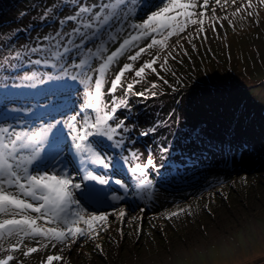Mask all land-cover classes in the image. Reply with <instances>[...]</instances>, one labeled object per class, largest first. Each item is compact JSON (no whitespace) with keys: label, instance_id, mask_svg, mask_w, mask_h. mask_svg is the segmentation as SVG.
<instances>
[{"label":"snow or ice","instance_id":"1","mask_svg":"<svg viewBox=\"0 0 264 264\" xmlns=\"http://www.w3.org/2000/svg\"><path fill=\"white\" fill-rule=\"evenodd\" d=\"M221 3L55 0L36 17L39 27L48 26L46 33L38 32L18 46L11 41L20 29L4 34L6 54L0 55V73L8 74L0 84V264H10L16 252L28 257L49 246L58 251L40 264H64L62 253L70 252L82 240L94 241L95 249L106 258L98 238L101 231L108 232L109 218L121 222L118 232L122 239L129 211L127 194H132L133 201L147 204L155 197L149 174L159 171L162 177L167 176L161 162L177 144L172 141L169 147L171 134L165 132L161 137L159 133L172 126L174 119L184 117L183 122L189 125L188 132L180 133L189 137L181 152L204 147L205 137L211 145L208 128L214 123L220 125L217 131L221 133H236L232 136L237 141L233 153L244 151L247 142L242 146L237 139L241 126L250 130L253 121L244 124L249 109L264 108V104L257 105L229 77L207 74L202 64L205 74L201 76L196 75V68L178 74L168 66L170 57L176 59L172 53L177 45L178 51H184L179 39L172 44L170 38L182 33L190 38L192 32L186 30L193 26L198 34H204L207 21H221L216 15ZM223 4L227 6L228 0ZM252 7V0L241 2L223 18ZM64 8L71 11L60 15ZM247 15L253 12L249 10ZM228 23L232 25V20ZM211 27L215 31L216 23ZM24 65L31 71L24 70ZM157 67L171 72L172 80L160 75ZM13 71L17 73L14 76ZM148 71L156 79L146 81ZM141 81L148 87L136 91ZM118 89L122 95L116 94ZM166 92L171 95L169 111L139 128L130 97L146 100ZM259 129L253 147L264 152V116ZM149 136H155L158 143L147 145L145 155L134 145L137 137ZM117 150L119 155H115ZM122 168L130 174L131 184L119 177ZM110 184L119 186L118 190ZM215 184L221 185L219 192L226 197L227 181L216 178L210 186ZM215 195L210 192L203 207L199 200L204 197L200 196L195 206L176 203L175 209L159 216L175 226L180 219L195 217L204 209L214 215L211 204ZM136 207L131 205L133 211ZM145 211L141 207L139 215L127 219L128 224L140 221L142 225ZM141 232L142 227L136 231L137 241ZM25 241L35 243L29 246Z\"/></svg>","mask_w":264,"mask_h":264},{"label":"rangeland","instance_id":"2","mask_svg":"<svg viewBox=\"0 0 264 264\" xmlns=\"http://www.w3.org/2000/svg\"><path fill=\"white\" fill-rule=\"evenodd\" d=\"M54 2L55 0H0V55L6 54L5 33L11 35L13 30L20 29L11 41L17 46L38 32L40 35L46 33L48 26L39 27L40 21L36 17L44 7ZM241 2L246 3L247 0H236L235 5L232 4V0H228L227 6L222 0L221 5L216 6V15L221 17V21L218 23L207 21L204 25V34H198L196 27L193 26L186 30L192 32L190 38H187L185 33L170 38L172 44L179 39L184 51H178L177 45V51L172 53L176 59L170 57L168 66L178 74L196 68V75L201 76L205 74L200 68L202 64L207 74L218 75L219 72L220 76L229 77L243 93L255 100L257 105H262L264 4H261L260 0H252V9H245L236 16L228 17L232 20V25H229L228 19L223 18L224 14L234 11ZM211 3H214V0H211ZM249 10L253 15H247ZM69 11L71 9L64 8L59 14L66 15ZM208 12L210 15L211 7ZM212 23H216L215 31L212 30ZM233 59L235 61H231ZM23 68L31 71L28 65H24ZM229 69L230 75L225 72ZM235 69L247 72L240 75L241 73ZM157 70L160 75L172 80L171 72L159 67ZM7 74L0 73V84H3V76ZM16 74L15 71L11 73L13 76ZM153 79H156L155 74L148 71L146 81ZM146 81L137 84L135 90L147 88ZM116 94L123 93L118 89ZM170 100V92L158 97H148L146 100L130 97V102L134 105L133 112L140 122L139 128H143L146 122L155 118H163L171 107ZM243 107L241 101L240 108ZM261 116H264V108L257 106L249 109L244 124H248L249 120L253 121L251 129L246 130L242 125L240 135L237 136L242 146L245 141L247 144L243 152L237 150L235 153L232 152V148L237 147V141L232 139V136H236V133L233 132L230 136L217 131L220 128L218 123L208 128L212 136L211 145L208 144V137H205L204 147L190 153L184 148L181 152L189 137L181 136L180 133L188 132L189 125L183 122L184 117H181L180 121L174 119L172 126L159 133L161 137L165 132L170 133L172 139L168 146L172 147V141H175L177 147H172L168 156L161 162L162 167L167 170L166 177H162L159 171L149 174L155 185L154 199L145 204L139 200L133 201L132 194L128 193L125 204L129 206V211L123 223L124 237L121 239L118 232L121 222L115 217H110L108 232L101 231L98 238L107 253L106 258L95 249L94 241L82 240L70 252L65 250L62 253L64 264H264V152L259 151L258 147H253L255 136L260 130ZM199 126H204L203 122ZM177 127L179 132L176 131ZM156 143L158 141L155 136L137 137L134 147L146 155V146ZM195 143L199 145V139H196ZM127 147L126 145L125 151ZM119 154L117 150L115 155ZM174 157L176 159H173ZM235 166L238 168L235 175L222 173L230 171ZM242 169L254 170L255 173L238 175V171ZM119 177L131 184V176L126 169L120 170ZM216 178L227 181L228 187L224 188L226 197L219 192L220 184L210 186ZM110 187L116 191L119 186L110 184ZM210 192H216L211 204L214 215L204 209L195 217L187 216L180 219L175 226L172 221L159 216L165 210L175 209L176 203L181 207L190 203L195 206L200 196L204 197L203 200H199L203 207L209 202ZM120 194L124 195L122 191ZM133 203L137 205L135 211L131 208ZM104 207L107 208V205ZM141 207L146 208L142 225L140 221L128 224L127 219L139 215ZM141 227L142 232L137 241L136 231ZM129 232L132 235H128ZM34 243L25 241L29 246ZM57 251L58 249L49 246L28 257H24L22 252H16L13 254L15 259L10 264H40L47 255L55 254Z\"/></svg>","mask_w":264,"mask_h":264},{"label":"water","instance_id":"3","mask_svg":"<svg viewBox=\"0 0 264 264\" xmlns=\"http://www.w3.org/2000/svg\"><path fill=\"white\" fill-rule=\"evenodd\" d=\"M238 170L237 166H235L234 168H232L230 171H222V173H225L227 175L233 176L236 174V171ZM254 170H249V169H242L240 171H238V175H243V174H254Z\"/></svg>","mask_w":264,"mask_h":264},{"label":"trees","instance_id":"4","mask_svg":"<svg viewBox=\"0 0 264 264\" xmlns=\"http://www.w3.org/2000/svg\"><path fill=\"white\" fill-rule=\"evenodd\" d=\"M231 61H235V59H233V60H231ZM232 66H233V65H232ZM233 69H234V68H233ZM229 70H230V69H229ZM229 70H228V71H225V72L228 73V74L230 75L231 70H230V71H229ZM236 70H237V69H235V71H236ZM240 71H241V70H237L236 72L241 73L240 75H242V74H246V72H247V71H241V72H240ZM248 73H249V72H248ZM248 73H247V77H249V74H248ZM220 75H221V73L218 72V76H220Z\"/></svg>","mask_w":264,"mask_h":264}]
</instances>
